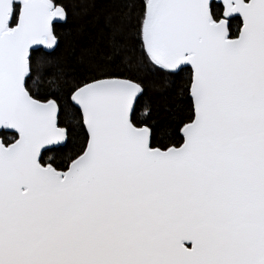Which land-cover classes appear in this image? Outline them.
I'll use <instances>...</instances> for the list:
<instances>
[{"label": "snow or ice", "instance_id": "1", "mask_svg": "<svg viewBox=\"0 0 264 264\" xmlns=\"http://www.w3.org/2000/svg\"><path fill=\"white\" fill-rule=\"evenodd\" d=\"M0 264H264V0H0Z\"/></svg>", "mask_w": 264, "mask_h": 264}, {"label": "trees", "instance_id": "2", "mask_svg": "<svg viewBox=\"0 0 264 264\" xmlns=\"http://www.w3.org/2000/svg\"><path fill=\"white\" fill-rule=\"evenodd\" d=\"M83 30L77 36L78 46L87 47L90 43L91 34L93 32V24L90 22H81ZM64 32L65 29H59Z\"/></svg>", "mask_w": 264, "mask_h": 264}]
</instances>
